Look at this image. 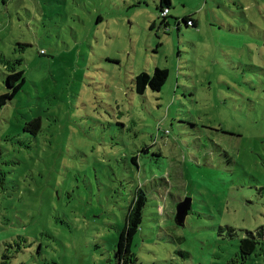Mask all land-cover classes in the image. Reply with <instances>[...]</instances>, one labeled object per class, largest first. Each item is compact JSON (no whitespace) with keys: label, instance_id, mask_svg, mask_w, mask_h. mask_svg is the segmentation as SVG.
Returning a JSON list of instances; mask_svg holds the SVG:
<instances>
[{"label":"rangeland","instance_id":"rangeland-1","mask_svg":"<svg viewBox=\"0 0 264 264\" xmlns=\"http://www.w3.org/2000/svg\"><path fill=\"white\" fill-rule=\"evenodd\" d=\"M158 5L0 0V264H117L137 186V264H264V0Z\"/></svg>","mask_w":264,"mask_h":264},{"label":"trees","instance_id":"trees-1","mask_svg":"<svg viewBox=\"0 0 264 264\" xmlns=\"http://www.w3.org/2000/svg\"><path fill=\"white\" fill-rule=\"evenodd\" d=\"M170 0H159L158 9L160 11V16L165 20L169 13ZM167 10L163 13L164 10ZM185 25H195V21L190 17H183ZM167 69L156 66L152 73L142 71L134 77L135 92L138 94H143L146 88H150L154 91H159L162 85L165 83L167 78ZM17 83L14 84V81ZM24 81L21 72H13L7 75L6 84L12 87L10 92L0 95V106L6 103L7 99H10L14 94L20 90L21 85ZM41 120L39 117L28 121L24 125V130H29L33 134H37L40 130ZM135 160V157H132ZM148 195L142 186H137L133 191V195L130 204L125 215L123 227L119 233V238L117 241V247L115 249V258L117 264H137V257L132 251V240L137 232L141 220L143 208L148 200ZM190 209V208H189ZM249 236L243 237L240 240V253L244 255L251 254L257 243L256 238L252 232H248ZM259 237H264V229L259 228L256 232Z\"/></svg>","mask_w":264,"mask_h":264},{"label":"water","instance_id":"water-1","mask_svg":"<svg viewBox=\"0 0 264 264\" xmlns=\"http://www.w3.org/2000/svg\"><path fill=\"white\" fill-rule=\"evenodd\" d=\"M189 208H190V199L189 198H184L183 200H180L176 204V212H175L174 220L177 224L183 225L184 218H185L186 214L188 213Z\"/></svg>","mask_w":264,"mask_h":264},{"label":"built area","instance_id":"built-area-1","mask_svg":"<svg viewBox=\"0 0 264 264\" xmlns=\"http://www.w3.org/2000/svg\"><path fill=\"white\" fill-rule=\"evenodd\" d=\"M166 11H167V10L165 9V10L163 11V13L166 12Z\"/></svg>","mask_w":264,"mask_h":264}]
</instances>
